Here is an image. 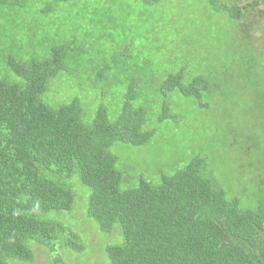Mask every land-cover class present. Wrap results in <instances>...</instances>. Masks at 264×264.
Returning a JSON list of instances; mask_svg holds the SVG:
<instances>
[{"label": "rangeland", "instance_id": "rangeland-1", "mask_svg": "<svg viewBox=\"0 0 264 264\" xmlns=\"http://www.w3.org/2000/svg\"><path fill=\"white\" fill-rule=\"evenodd\" d=\"M18 1L11 17L0 10V81L24 87L25 80L7 66L8 57L27 67L50 60L58 48L61 67L41 95L49 109L78 99L81 123L90 127L98 111L113 124L125 99L131 108L145 105L141 131L150 133L147 143L118 142L108 149L123 176L122 190L141 179L156 184L200 156L208 160L210 177L227 199L232 194L247 208L264 203L263 0H223L236 2L243 11L239 23L208 0H163L161 5L143 0ZM176 74L184 84L194 76H209L211 88H222H212L206 95L212 105L200 107L193 98L162 89L165 75ZM163 104L174 118L158 120ZM67 182L72 210L49 219L75 232L83 249L34 247L32 262L10 264H59L57 259L61 264H106L105 248L122 243L118 231L105 234L86 218L89 190L78 176Z\"/></svg>", "mask_w": 264, "mask_h": 264}, {"label": "trees", "instance_id": "trees-1", "mask_svg": "<svg viewBox=\"0 0 264 264\" xmlns=\"http://www.w3.org/2000/svg\"><path fill=\"white\" fill-rule=\"evenodd\" d=\"M143 2L161 5L163 0ZM207 2L237 23L242 19L236 2ZM14 3L0 0V10L11 17L19 1ZM62 56L56 48L50 60L27 67L8 57L7 66L25 86L0 81V264L30 263L34 247L83 249L75 232L49 219L72 210L67 180L74 174L89 190L86 218L105 234L122 235L120 245L105 248L106 264H264V203L247 208L232 194L227 199L210 177L206 158H191L156 184L141 179L136 187L121 189L123 176L108 149L118 142L147 143L150 133L141 131L146 107L131 108L125 99L113 124L98 111L90 127L81 123L78 99L49 109L41 95ZM181 79L180 74L165 75L161 87L195 99L200 107L212 105L206 101L212 88H222H211L209 76H194L188 84ZM167 117L175 115L163 104L158 120Z\"/></svg>", "mask_w": 264, "mask_h": 264}, {"label": "flooded vegetation", "instance_id": "flooded-vegetation-1", "mask_svg": "<svg viewBox=\"0 0 264 264\" xmlns=\"http://www.w3.org/2000/svg\"><path fill=\"white\" fill-rule=\"evenodd\" d=\"M264 1V0H263Z\"/></svg>", "mask_w": 264, "mask_h": 264}]
</instances>
